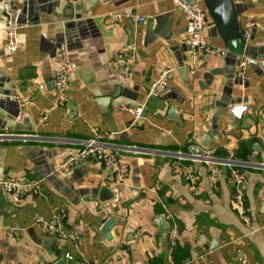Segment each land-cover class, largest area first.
<instances>
[{"label": "crops", "instance_id": "obj_1", "mask_svg": "<svg viewBox=\"0 0 264 264\" xmlns=\"http://www.w3.org/2000/svg\"><path fill=\"white\" fill-rule=\"evenodd\" d=\"M187 1L207 9L206 39L227 47L204 0ZM233 2L248 38L244 52L209 55L190 74L185 17L172 0H87L74 9L70 0H0L1 180H41L40 193L19 202L0 183L3 264H264V69L253 61L245 77L238 74L245 56H264V0ZM4 4L18 12L12 54L5 48ZM116 11L144 21L113 23L109 15ZM164 12L172 13L169 38L162 28L156 33L154 17ZM122 48L130 60L117 69L112 60ZM63 52L75 68L60 95L51 81ZM182 65L187 75L178 71ZM166 70L172 71L166 88L148 98L150 83ZM100 97L109 100L97 102ZM236 104L248 105L241 118L230 112ZM170 106L177 121L168 117ZM133 107L142 108L138 119L128 111ZM206 135L209 147L202 145ZM93 137L117 148L129 167L124 181L115 182L113 172L92 159L58 169ZM203 151L212 161L239 164L249 222L233 205L228 168L221 166L214 181L209 164L191 157ZM176 154L196 174L197 192L172 166ZM102 185L117 189L114 201L98 199ZM161 214L178 228L173 248L168 232L154 223ZM62 215L64 230L81 231L77 246L46 231ZM109 217L116 222L106 241L100 228Z\"/></svg>", "mask_w": 264, "mask_h": 264}, {"label": "built area", "instance_id": "obj_2", "mask_svg": "<svg viewBox=\"0 0 264 264\" xmlns=\"http://www.w3.org/2000/svg\"><path fill=\"white\" fill-rule=\"evenodd\" d=\"M71 2L74 0H70ZM176 5L180 6L183 10L185 17V29H186V41L189 47V60L186 64L188 72L194 73L195 69L203 63L205 58L209 55L213 56H225L230 53L227 47L218 46L211 43L203 34V30L207 18V9L197 2L191 3L187 0H172ZM6 15L4 34H5V48L7 53L12 54L18 48V37H17V22L18 12H13L10 6L4 4L2 7ZM123 18H132L137 22L144 21V17L136 16L126 11H116L109 15L111 22H118ZM65 52V51H64ZM62 53V64L56 71L53 78V87L62 95L68 86V80L75 68L74 63L68 58L66 53ZM130 60V51L128 48H122L116 57L112 60V64L117 69H125ZM255 62L262 69H264V56L252 59L245 56L241 60V67L239 68L238 74L241 77H245V65L251 62ZM171 70L163 71L157 79L153 80L149 85L148 98L158 96L162 90L167 86V79L170 77ZM43 86V84H41ZM58 101H63V97L60 96ZM141 107L128 108V111L133 115L134 119H138L141 115ZM248 109L247 104H236L230 107L231 114L236 118H241L244 111ZM22 117L18 116L17 121H21ZM3 134H0V139L4 138ZM9 138V137H8ZM11 138V137H10ZM174 159L172 166L175 169H180L185 175L188 183L192 186L193 190L197 192L195 187L196 174L193 170L181 163L184 160L183 155H173ZM92 159L97 162L103 163L108 169L113 172V178L115 182H122L126 179L129 167L128 164L118 156L117 148H109L100 142L97 137L87 139L83 142V146L75 153H70L59 163L58 169L61 171H69L72 168L78 167L86 163L87 160ZM207 164H209V172L212 179L215 181L219 174L221 166L228 168L229 176L234 183V192L232 194V202L237 210L239 217L245 222H249V216L246 214L244 197L242 193V187L244 185L245 178L239 171V164L234 163L230 160L212 161L205 156L200 158ZM2 188L5 193L10 195L14 202H19L23 197L27 195H36L41 190V180L26 179L23 177L7 176L0 181ZM63 216H60L55 225H46V231L61 239L70 240L75 246L81 237V231L77 226H73L69 231L62 228ZM38 221H40L38 219ZM264 227V222H263ZM8 235L12 236V232L8 231ZM170 247H175L179 231L176 226L170 227L168 232ZM66 259H72L73 256L70 253H65ZM0 264L2 259L0 256Z\"/></svg>", "mask_w": 264, "mask_h": 264}, {"label": "water", "instance_id": "obj_3", "mask_svg": "<svg viewBox=\"0 0 264 264\" xmlns=\"http://www.w3.org/2000/svg\"><path fill=\"white\" fill-rule=\"evenodd\" d=\"M85 2L87 0H74L70 1V6L73 8V6L78 2ZM89 1V0H88ZM194 3V1H192ZM205 5L207 6L210 14L212 15L214 21L216 22L222 38L226 41V45L229 48V51L231 53H243L246 47V42H248V38L244 36V32L242 31L241 23L238 20L237 10L236 6L233 2V0H204ZM70 7V8H71ZM67 15V13H66ZM69 16H72V13H69ZM171 16L172 13L164 12L156 15L154 17V21L156 23V33L159 31L160 28L163 32V36H168L169 38V30L171 27ZM163 24V26H162ZM178 71H183L185 75H187V69L186 66L182 65L179 68ZM51 85L53 86V81H51ZM108 97H100L97 99V102L105 103L108 101ZM67 110L70 112H74V109L70 104L66 105ZM168 117L170 119L177 121V113L174 106H170L168 109ZM244 122V121H243ZM210 139L209 136H204L202 139V145L204 147L210 146ZM254 148H256V144L254 145ZM256 150H259L256 148ZM205 156L204 151L198 154H193L191 157H196L198 159ZM223 168L226 170L227 167L223 166ZM2 178V169L0 168V181ZM117 197V189L116 188H108L106 185H102L99 188L98 193V199L100 201H114ZM115 219L113 217H109L106 219L101 228L100 232L103 234L104 239L106 241H110L112 239V228L115 225ZM154 223L158 226L160 231L163 232H169L170 225L168 221H166L164 215H159L154 219ZM65 259H59L54 264H64Z\"/></svg>", "mask_w": 264, "mask_h": 264}]
</instances>
